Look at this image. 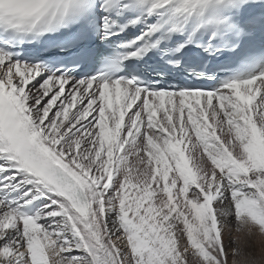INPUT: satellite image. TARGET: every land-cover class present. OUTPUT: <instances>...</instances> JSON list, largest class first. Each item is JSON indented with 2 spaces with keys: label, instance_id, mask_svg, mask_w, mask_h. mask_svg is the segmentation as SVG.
I'll use <instances>...</instances> for the list:
<instances>
[{
  "label": "snow or ice",
  "instance_id": "snow-or-ice-1",
  "mask_svg": "<svg viewBox=\"0 0 264 264\" xmlns=\"http://www.w3.org/2000/svg\"><path fill=\"white\" fill-rule=\"evenodd\" d=\"M257 234L264 0H0V264H264Z\"/></svg>",
  "mask_w": 264,
  "mask_h": 264
},
{
  "label": "rangeland",
  "instance_id": "rangeland-1",
  "mask_svg": "<svg viewBox=\"0 0 264 264\" xmlns=\"http://www.w3.org/2000/svg\"><path fill=\"white\" fill-rule=\"evenodd\" d=\"M191 194V193H190ZM257 236H259V234L257 235ZM228 239V238H227ZM227 239L225 240L226 242H227ZM263 239V240H262ZM261 240L263 241L262 243L264 244V236L261 238ZM261 240H257V242H256V245H257V248L259 249V247L262 245V243H261Z\"/></svg>",
  "mask_w": 264,
  "mask_h": 264
},
{
  "label": "bare ground",
  "instance_id": "bare-ground-1",
  "mask_svg": "<svg viewBox=\"0 0 264 264\" xmlns=\"http://www.w3.org/2000/svg\"><path fill=\"white\" fill-rule=\"evenodd\" d=\"M257 235H258V234H257ZM257 235H256V237H255V243L257 242V240H261V238L263 237V236H260V235L257 236ZM226 239H227V235H225V240H226ZM262 240H263V239H262ZM262 240H261V243L263 242ZM262 244H263V243H262Z\"/></svg>",
  "mask_w": 264,
  "mask_h": 264
}]
</instances>
